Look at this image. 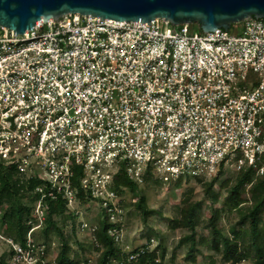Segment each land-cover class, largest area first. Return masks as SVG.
I'll return each instance as SVG.
<instances>
[{"label": "built area", "instance_id": "obj_1", "mask_svg": "<svg viewBox=\"0 0 264 264\" xmlns=\"http://www.w3.org/2000/svg\"><path fill=\"white\" fill-rule=\"evenodd\" d=\"M99 19L66 14L15 37L0 26V164L41 181L25 248L9 241L7 264H55L31 234L45 199L61 197L78 218L79 189L118 225L116 242L120 166L161 187L264 172V19L210 33Z\"/></svg>", "mask_w": 264, "mask_h": 264}, {"label": "trees", "instance_id": "obj_2", "mask_svg": "<svg viewBox=\"0 0 264 264\" xmlns=\"http://www.w3.org/2000/svg\"><path fill=\"white\" fill-rule=\"evenodd\" d=\"M194 27L196 26H191V29L194 30ZM233 27L232 25L231 28ZM229 175L220 182L222 175H217L205 182L196 181L203 186L206 196L213 204H216L219 198V194L213 189L218 187L219 190H224L225 197L221 209L238 213L236 224L230 229L229 236H224L216 228L215 221L218 213L216 210L212 211L208 220V226L212 229L210 249L219 254L222 264H239L247 260L252 251L255 253L254 264H264V172L262 175H256L254 170H248ZM113 183L114 190L118 194H133L137 189V184L129 179L123 166H120L118 173L114 176ZM39 184H41L40 180L19 178L13 169L3 170L0 164L1 232L23 248L31 228L28 225V222L32 220L31 205L39 197L37 193H34V188ZM180 186L177 184V187L180 188ZM77 198L81 206H86L90 202L80 189L77 191ZM137 201V211L143 212V217L146 218L152 212L146 209L143 198L137 197ZM44 204L46 221L31 234L33 241L44 245L46 250L50 248L53 240L57 242L58 250L53 259L55 264L87 263L86 259L81 260L77 256L69 255L71 242L77 244L78 241L76 217L67 208V202L59 197L56 201L45 199ZM180 205L182 206L178 210V216L170 220L168 226L172 230L184 229L188 232L178 244L180 246L188 244V254H191L198 246L195 232L200 203H190L189 198L186 197ZM122 207L125 210V202L122 203ZM100 215L103 218H100ZM90 221L88 226L94 227L93 232L90 233V246L93 252L97 253L94 264H120L121 262L123 264H155V260L159 258L161 261L163 258L162 251L159 253L152 251L141 255L135 262H125L126 254L122 253L113 237L108 234L110 228L118 225L110 223L102 209H99L97 215ZM36 237H40V241H37ZM80 244L78 243L82 249ZM0 264H7L4 256L0 257Z\"/></svg>", "mask_w": 264, "mask_h": 264}, {"label": "rangeland", "instance_id": "obj_3", "mask_svg": "<svg viewBox=\"0 0 264 264\" xmlns=\"http://www.w3.org/2000/svg\"><path fill=\"white\" fill-rule=\"evenodd\" d=\"M194 31L198 32V29L194 27ZM229 176V174L223 175L219 182ZM145 179L143 184H137V189L133 194L124 193L122 195L126 208L119 214L123 220L121 221L120 233L116 241L122 253L133 252L151 240V250L157 253L163 252V258L160 261L163 264H222L219 254L210 249L212 229L208 226V220L212 215V211L216 210L218 213V218L215 221L216 228L224 236H229L230 229L235 226L238 213L221 209L225 197L224 190H219L218 187L213 189L215 193L219 194L217 203L213 204L206 196L203 186L194 180L183 181L179 188L177 183L161 187L152 178ZM137 197L143 198L146 209L152 212L146 218L143 217V212H138L136 209ZM186 197L189 198L190 203H200V209L197 213L198 224L195 232L198 246L191 254H188V244L181 246L178 244L179 240L187 235L188 232L184 229L172 230L168 226V222L178 216V210L182 206L180 202ZM31 207L34 208V211L37 209L34 203H32ZM71 207L78 213L75 223L77 241L82 244V249L78 243L71 242L69 255L70 257L77 256L81 260L86 259L89 264H94L97 253L93 252L90 246L88 223L97 215L99 205L96 201L90 200L86 206L72 205ZM69 211L71 212V210ZM100 218H103V216L100 215ZM34 221L33 225L42 223L38 218ZM1 231L0 227V257L4 256L5 261L11 263L9 241L12 240L2 234ZM36 240L40 241V237H36ZM53 241L50 248L46 250V262L54 259L57 254V242ZM35 243L39 244L36 241ZM254 258L255 253L252 251L249 253V258L239 264H254Z\"/></svg>", "mask_w": 264, "mask_h": 264}, {"label": "water", "instance_id": "obj_4", "mask_svg": "<svg viewBox=\"0 0 264 264\" xmlns=\"http://www.w3.org/2000/svg\"><path fill=\"white\" fill-rule=\"evenodd\" d=\"M66 14L147 26L163 19L210 33L228 31L245 19H264V0H0V26L13 31L14 37Z\"/></svg>", "mask_w": 264, "mask_h": 264}]
</instances>
